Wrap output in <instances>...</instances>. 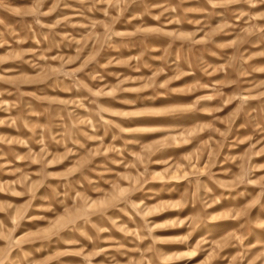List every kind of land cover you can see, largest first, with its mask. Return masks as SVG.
Returning <instances> with one entry per match:
<instances>
[{
    "label": "clouds",
    "instance_id": "clouds-1",
    "mask_svg": "<svg viewBox=\"0 0 264 264\" xmlns=\"http://www.w3.org/2000/svg\"><path fill=\"white\" fill-rule=\"evenodd\" d=\"M261 45L264 0H0V126L17 133H0V193L25 197L0 200V264H167L201 251L193 234L221 218L238 223L214 234L215 253L247 254L264 230ZM174 95L192 99L158 103ZM186 112L209 117L192 121L207 135L177 172L152 159L171 130L138 118ZM173 242L188 251L159 247Z\"/></svg>",
    "mask_w": 264,
    "mask_h": 264
},
{
    "label": "rangeland",
    "instance_id": "rangeland-1",
    "mask_svg": "<svg viewBox=\"0 0 264 264\" xmlns=\"http://www.w3.org/2000/svg\"><path fill=\"white\" fill-rule=\"evenodd\" d=\"M16 2L22 3L23 0H16ZM135 7V6H133ZM130 12L132 9L129 10ZM5 17L8 16L7 13H3ZM224 38V39H231V37H218ZM28 45H25L27 47ZM245 48H249L248 45L244 46ZM262 48H264V45H261ZM250 51H257L259 49H253L249 48ZM4 50L0 49V53H2ZM20 61H9L8 63L4 64V67H15L19 65ZM252 63H264V58H258L257 60L252 61ZM259 75V74H256ZM185 79H190L186 77ZM182 83V81H177V84ZM125 95H135L134 93H127ZM6 99H11L9 97H5ZM192 99V96L190 95H174L171 97H161L158 103H168V102H187ZM232 104H228L224 112L218 113V115H224L230 108H232ZM6 115L5 113H0V116ZM138 119L144 120L147 122H150L152 124L159 125L163 128L170 129L172 139L174 141L175 146L169 147V148H163L155 153V155L152 157V159L155 160H167L169 158H174V163L178 165L177 172L181 168L184 167V164L181 163V159L183 157H189L192 156V149L193 146L196 144L197 140L201 137H204L207 135V133L201 131L197 124L192 123V121L196 122H203L209 119L205 114L203 113H196V112H186L183 113L179 117H139ZM0 133H6L10 135H17L15 132V129L7 127V126H0ZM168 133L165 131H157V132H150L143 134L145 137V140L150 142L152 138H159L162 136L167 135ZM256 161L258 162H264V156L256 157ZM188 161L185 160L184 163H187ZM164 164H152L151 167L153 168H164ZM3 179H13V177L4 176ZM173 183H177L173 181ZM183 183V182H180ZM171 186V185H169ZM179 186V184H177ZM25 199V197L22 196H14L9 195L6 193H0V200H7L11 202H22ZM222 203H228V201H222ZM217 208L220 207V205L216 206ZM190 211V209H183L180 212L175 211H168L163 212L160 216L153 217L155 220H163L165 217L169 216H177L180 215L181 217L187 215V213ZM3 213H0V216H3ZM35 223V222H34ZM238 223V221H233L228 218H221L216 220L215 222L208 224V225H201L200 228L196 230V232L193 234L192 240L189 241V243H192L198 239L201 238L202 234H204L203 238L206 240V242L202 246V250L197 252L195 255H193L190 259L180 257L178 259L171 260L167 262V264H200V262H203V264H251V261L255 259V257L259 254L260 251L264 250L261 248V245H264V230L261 229H254L252 232H250L249 236L245 240V247H248L250 250L247 252V254L244 253L243 248L237 247L233 248L231 245H229L226 248H222L217 255L215 253V248L219 244L220 236L214 235L215 233L224 232V230L234 224ZM187 231V225L181 228H167L164 229L162 232H160V235L164 236H175L183 234ZM226 234V233H225ZM255 243V246L252 247V245ZM26 247H32L31 245H28ZM161 249H164L168 252H186L188 251V247L185 244L182 243H165L159 246ZM15 254V253H13ZM43 255V254H42ZM80 257L74 256V255H67L62 256L59 258V260H53L52 264H79ZM256 264H264V258L257 259Z\"/></svg>",
    "mask_w": 264,
    "mask_h": 264
}]
</instances>
